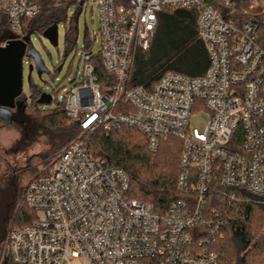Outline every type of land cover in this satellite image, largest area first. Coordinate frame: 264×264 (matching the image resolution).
<instances>
[{"label":"built area","instance_id":"2783aa9c","mask_svg":"<svg viewBox=\"0 0 264 264\" xmlns=\"http://www.w3.org/2000/svg\"><path fill=\"white\" fill-rule=\"evenodd\" d=\"M41 0H0L11 32L41 11ZM68 3L73 0H47ZM99 13V84L87 64L66 99L81 135L29 182L24 203L35 214L12 225L2 254L14 264H219L212 248L223 222L206 208L222 187L264 197V0H93ZM194 10L209 57L205 76L169 72L150 90L132 86L138 53L148 52L160 12ZM8 43V42H7ZM5 43L2 46H6ZM206 111L203 130L191 127ZM138 130L157 152L182 144L178 191L185 195L158 212L130 198V179L96 157L89 138L103 129ZM228 197L240 203L235 194Z\"/></svg>","mask_w":264,"mask_h":264},{"label":"trees","instance_id":"16d2710c","mask_svg":"<svg viewBox=\"0 0 264 264\" xmlns=\"http://www.w3.org/2000/svg\"><path fill=\"white\" fill-rule=\"evenodd\" d=\"M40 13L24 23L20 40L43 33L52 26L68 20V3H54L41 0ZM197 14L194 10L169 9L160 12L158 25L150 50L138 53L134 62L132 86L152 89L160 78L174 72L192 78L205 76L209 67V57L205 45L198 36ZM79 29L76 25L66 34V54L77 46ZM17 40L11 32L5 14L0 13V46ZM29 43V47L31 46ZM92 42L86 35L85 56H92ZM31 62V60H29ZM94 67L99 84L106 82L101 54L84 62V67ZM63 65V64H62ZM56 70L60 72V68ZM70 94V93H69ZM44 95L50 96V103L41 104ZM56 92H44L36 85H31L29 101L20 105V112L26 118L32 114L41 117V123L55 138L59 145L54 155L61 152L76 140L81 131L77 121L66 110L65 103L58 104ZM53 106L51 111L41 112L42 107ZM42 114V115H41ZM92 153L108 165L122 169L130 179V198L152 204L160 212L167 209L174 201H181L185 195L178 191L180 176L182 144L179 140L170 139L164 142L157 152L150 150L147 139L136 129L122 128L112 133L103 129L94 133L88 140ZM52 155L29 159L27 166L16 170L10 178V193L6 197L0 194V202L5 203L6 216L0 223L3 238L0 241V264H14L9 257L2 260V250L7 231L15 222L16 227L29 225L35 214L29 211L24 203L27 185L36 173L37 167L50 160ZM208 194L206 208L216 211L223 222L221 230L224 239L216 240L212 248L219 257V264H264V197L256 198L240 190L225 189L221 186ZM235 194L240 203L231 202L228 197Z\"/></svg>","mask_w":264,"mask_h":264},{"label":"rangeland","instance_id":"374dc122","mask_svg":"<svg viewBox=\"0 0 264 264\" xmlns=\"http://www.w3.org/2000/svg\"><path fill=\"white\" fill-rule=\"evenodd\" d=\"M93 0H73L68 2V20L58 25L59 45L54 47L43 36L34 34L31 37V46L40 54L49 71L41 77L38 75L34 62L28 58L23 60V93L29 98L31 85H36L48 94L56 92L58 104L65 103L69 93L81 84L84 74V62L98 56L101 50L99 13L92 7ZM78 26L79 35L77 46L66 58V34L71 27ZM86 35L92 42V56H85ZM63 64V65H62ZM34 69L31 72L30 66ZM60 68V72L56 70ZM30 78V79H29ZM54 107H42L41 112L51 111ZM42 115V114H41ZM209 120L206 111H196L191 120V127L203 130ZM59 145L58 138L46 131L41 123V117L32 114V118H26L21 113L5 117L0 120V194L8 196L9 179L15 176L14 172L27 166L29 159L52 155V158L40 164L35 175L32 172V180L49 163L55 160L57 153L54 151ZM1 220L5 218V203L0 202ZM1 222V221H0ZM3 238V228L0 223V241ZM7 255L2 254V260ZM74 264H81V261Z\"/></svg>","mask_w":264,"mask_h":264},{"label":"water","instance_id":"95a60500","mask_svg":"<svg viewBox=\"0 0 264 264\" xmlns=\"http://www.w3.org/2000/svg\"><path fill=\"white\" fill-rule=\"evenodd\" d=\"M42 36L51 45L58 47L57 25L47 29ZM30 42L31 39L28 37L24 40H11L6 46H0V120L10 116L16 105L22 106L29 101L23 93V60L25 58L33 60L40 77L45 73L49 74L40 54L32 46L29 47ZM33 69L31 65L30 71L32 72ZM50 99L49 95H44L40 103H50Z\"/></svg>","mask_w":264,"mask_h":264},{"label":"flooded vegetation","instance_id":"af4514ba","mask_svg":"<svg viewBox=\"0 0 264 264\" xmlns=\"http://www.w3.org/2000/svg\"><path fill=\"white\" fill-rule=\"evenodd\" d=\"M29 48V47H28ZM31 63H32V61H31ZM19 107H21V106H19ZM21 110H20V108H18V105H16V108L15 109H13L12 110V112L10 113L12 116H13V118L15 117V114H17V113H21L20 112Z\"/></svg>","mask_w":264,"mask_h":264}]
</instances>
